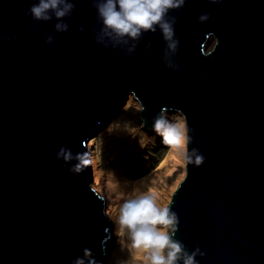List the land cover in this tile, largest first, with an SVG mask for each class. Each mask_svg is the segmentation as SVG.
Returning a JSON list of instances; mask_svg holds the SVG:
<instances>
[{
	"label": "water",
	"instance_id": "1",
	"mask_svg": "<svg viewBox=\"0 0 264 264\" xmlns=\"http://www.w3.org/2000/svg\"><path fill=\"white\" fill-rule=\"evenodd\" d=\"M37 2L0 0V264L105 254L110 220L90 166L74 174L76 161L56 153L88 152L101 118L129 94L144 127L163 108L179 111L188 150L205 158L200 167L185 161L166 205L179 217L174 239L189 252L199 247L198 264H264V0H186L168 17H176V55L159 28L97 44L93 0H72L69 29L57 33L54 16L26 15ZM203 13L210 19L198 22Z\"/></svg>",
	"mask_w": 264,
	"mask_h": 264
},
{
	"label": "clouds",
	"instance_id": "2",
	"mask_svg": "<svg viewBox=\"0 0 264 264\" xmlns=\"http://www.w3.org/2000/svg\"><path fill=\"white\" fill-rule=\"evenodd\" d=\"M209 2L219 4L223 0H209ZM185 3L186 0H93L97 17L102 24L100 32L95 35V42L101 44L102 37H107L115 46L122 41L126 43L125 38L138 40L143 33H155L159 28L163 39L167 42V50L176 55L179 49V40L175 39L174 30L176 17H168L170 10L181 9ZM74 8L75 4L72 0H38L26 15H30L34 22L50 21L54 16L59 21L54 26L55 31L63 33L69 29V25L64 20L71 16ZM209 19V14L203 13L198 17V22L203 23ZM35 27V23L29 25L30 30ZM79 30L82 32L83 26ZM10 38L18 37L13 34ZM53 42V34H46L45 43L50 45ZM107 47L108 45L105 44L104 48ZM165 67L179 72L183 66L168 62ZM141 111H144V107ZM166 111V108L161 109L155 117L153 130L162 137V143L167 148L183 147L186 162L200 167L204 163V156L195 148L191 151L187 148L192 141L189 135L191 130L179 120H169ZM128 130L133 134L139 131L136 128ZM147 142V138L141 134V146H145ZM56 159H62L65 164L75 160L76 163L69 171L78 174L91 166L92 154L91 152L74 154L71 149L61 146L56 153ZM112 220L116 225V235L121 248H126L130 254V259L122 264H136L137 253L142 256L141 264H198L196 256L204 255L198 246L189 252L181 241L174 239L178 231L179 217L169 207L158 206L147 192L126 199L120 205L118 215ZM73 264H98V262L92 259L90 250L84 249L83 257L76 258Z\"/></svg>",
	"mask_w": 264,
	"mask_h": 264
},
{
	"label": "bare ground",
	"instance_id": "3",
	"mask_svg": "<svg viewBox=\"0 0 264 264\" xmlns=\"http://www.w3.org/2000/svg\"><path fill=\"white\" fill-rule=\"evenodd\" d=\"M132 95V94H131ZM118 105H116V108ZM140 104L134 96L129 99L124 108L117 114H111L109 112L110 120L114 125H118V127H113V135L120 138L119 145L117 151L118 154L113 156L110 152V164L109 169H106V173L108 175V188L104 191L103 187L100 183L101 175L104 172V169L100 170L99 168V159L98 152L96 153V139L91 140L90 138L95 134H93L90 138H88V142L86 144V150L91 152L92 154V174H94V179L92 182L98 188V190L102 193L105 198L104 207H105V215L110 220V236L106 241V245L103 249L107 252L104 255H101L97 258L98 264H122V262H126L130 259V254L126 248L122 249L121 244L119 242V238L116 235V225L112 219L118 215L120 205L128 198L133 195H138L142 192L149 193L157 205L160 207H166L169 199H171V194L179 183L180 178L185 172V155L184 148H172L167 149L163 147L162 150H166L161 154L159 163H164L163 173L159 170L160 166L156 169L160 175L158 179L152 176H144V178L140 179H129L130 177L140 175L137 170H132L126 167L127 164L131 162H135L136 156L141 153L142 157H148L149 151L146 154H143L142 151L150 145V143H146L145 146H141V134H143L147 139L152 136H155V131L153 130V125L143 126L141 118L139 117ZM173 111H169V115L172 114ZM172 114L173 120H179L180 122L185 124V119L183 115H179L177 112H173ZM112 115V117H111ZM109 117H106L109 119ZM103 121V120H102ZM102 123V122H101ZM127 126V127H125ZM116 128V129H115ZM129 128H136L139 131L135 134L130 132ZM112 129V128H111ZM98 131V130H97ZM96 131V132H97ZM91 140V141H90ZM150 142V141H149ZM151 147V146H150ZM156 148V147H155ZM107 155V154H106ZM118 156V157H117ZM127 158L128 161L125 159ZM136 158V159H135ZM134 160V161H133ZM126 162V163H123ZM150 161L146 162L148 165ZM90 166V171H91ZM126 167V168H125ZM132 171L130 175H127L125 171ZM125 174V175H124ZM126 176V177H125ZM149 177V178H148ZM144 179H148L143 181ZM126 243H129L125 240ZM106 255V256H105ZM103 256H105L103 258ZM142 256L141 254H136V264H141Z\"/></svg>",
	"mask_w": 264,
	"mask_h": 264
},
{
	"label": "rangeland",
	"instance_id": "4",
	"mask_svg": "<svg viewBox=\"0 0 264 264\" xmlns=\"http://www.w3.org/2000/svg\"><path fill=\"white\" fill-rule=\"evenodd\" d=\"M210 45H211V43H210ZM131 96L133 97V95L129 94L124 101H120V102L117 103V105H118L117 108L115 106V107L111 108L109 111L106 112V114L101 118V121H100L99 125L97 126L98 131L90 138L91 140L96 139V141H95V145H96L95 149H96V153L98 152L97 156H98V159H99V168H100V170L104 169V172L101 175V178L99 179L100 183H101V186L103 187L104 191L108 188V175L106 173V169L108 170L109 166H111L110 160H109L108 157H110L109 156L110 152H111V154L114 153L113 156H115V154L116 155L118 154V151H117L116 148H118L119 140H120V138H118V137H116V135L112 134L114 129H113V122L110 120V117H109V112L111 113V111H112L111 114L115 113V115H117L124 108V106L127 104L129 99L131 98ZM134 99H136V98L134 97ZM136 101H138V100L136 99ZM138 103H139V101H138ZM140 107H141V104H140ZM173 112H175V113L177 112L179 115H182L179 111H173ZM173 112H172V114H174ZM172 114L169 115V113L166 112L167 118L169 120H173L174 117H172ZM106 117H109V119H107ZM111 117H112V115H111ZM142 125H143V122H142ZM147 141H148L147 143H150V145H147L148 147H146L142 151V153L146 154V152L149 151L150 153H148V157H142V154L139 153L136 156V158H138V159L135 158L136 159L135 162H131V163L126 165V167H128V168H130L132 170H137V172H139V174H140V175H137V176L130 177L129 178L130 180L131 179H136V178L137 179L144 178V176H149L150 177L152 175H153V177L158 179L159 175L161 174L160 171L163 173V170H164L163 169V167H164L163 165H164V163L160 164L159 161H160L161 154L164 151H166L167 149H169V148H167L162 143V137L159 134H157V133H155V136H152L149 139H147ZM163 147H166V150L165 149L162 150ZM125 160L128 161L127 158ZM148 161H150V162L147 165L146 162H148ZM123 163H126V162H123ZM159 166H160V169H159L160 170L159 171L160 174L157 172L158 169H156ZM123 171H125V170L123 169ZM125 172H126L127 175H130L132 171H128L127 170ZM91 173H92V166H91ZM184 175H185V172L182 175V177L180 178V180L183 178ZM91 177H92V180H93L94 179V174H92ZM145 180H148V179H144L143 181H145ZM104 251H105V253L107 252L106 250H104ZM105 256H103V258ZM95 262H97V260Z\"/></svg>",
	"mask_w": 264,
	"mask_h": 264
}]
</instances>
